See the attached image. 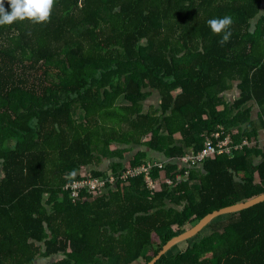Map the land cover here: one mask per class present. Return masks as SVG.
<instances>
[{
	"label": "trees",
	"instance_id": "1",
	"mask_svg": "<svg viewBox=\"0 0 264 264\" xmlns=\"http://www.w3.org/2000/svg\"><path fill=\"white\" fill-rule=\"evenodd\" d=\"M224 16L221 46L207 20ZM234 83L240 96L226 102ZM146 90L159 108L142 113ZM260 130L264 0H55L48 22L0 26V264H147L205 214L264 192ZM220 131L249 144L181 164ZM89 133L100 151L161 150L157 174L188 176L152 193L137 176L73 202L64 186L82 167L144 162V151L126 164L113 149L99 169ZM155 264H264V202L213 218Z\"/></svg>",
	"mask_w": 264,
	"mask_h": 264
},
{
	"label": "built area",
	"instance_id": "2",
	"mask_svg": "<svg viewBox=\"0 0 264 264\" xmlns=\"http://www.w3.org/2000/svg\"><path fill=\"white\" fill-rule=\"evenodd\" d=\"M222 135V131L211 133L205 136L203 147L196 151L185 152L180 158L184 166L201 165L207 158H213L219 154H232L233 150L240 149L243 145H248L249 141L243 140L241 143L232 144L228 134ZM157 169H164V162L156 159L146 160L145 162L123 167L117 172H107L106 175H92L90 171H84L77 179L69 181L64 189L70 193L73 202L85 198L88 193H95L102 190L107 185H114L118 181H126L129 178L141 176L145 187L151 193L159 189L162 182L171 185L174 181L185 179L188 171L183 173L174 171L171 176L157 174Z\"/></svg>",
	"mask_w": 264,
	"mask_h": 264
},
{
	"label": "crops",
	"instance_id": "3",
	"mask_svg": "<svg viewBox=\"0 0 264 264\" xmlns=\"http://www.w3.org/2000/svg\"><path fill=\"white\" fill-rule=\"evenodd\" d=\"M149 91L146 90V92L148 94L144 98V100L141 101L140 106H141V112L142 113H149V112H152V111L157 110L159 108L160 97H159L158 93L155 91H150V92ZM221 96L225 99L226 102L232 103L234 99H236L240 96V90L238 89V84L234 83L233 89L229 92H225L224 94L222 93ZM221 109H222V107H221ZM72 112H73V115H72L73 119L78 121L79 125H82L81 124L82 121L80 120V117L82 116L81 115L82 111L80 109H74ZM252 118L254 120H257V118H258V108L257 107L253 108ZM108 122L109 121H107V123ZM82 127L86 128L85 125H82ZM123 127H125V125ZM87 130H92V127L89 126ZM95 133H96V131H94V134ZM88 135L91 139H94L95 141H97V139L94 138L93 134L89 133ZM174 137H175V139H178V138H180V134L175 133ZM148 138H149V136H147V137L144 136L142 138V140L147 141ZM257 140L259 142H261L262 145L264 144V132L263 131H261V130L259 131ZM96 145L99 149L98 150L96 148L97 158L100 159L99 163H96V164H98L97 167L101 170H107L108 166L110 164L109 163L110 162L109 160L111 159L110 157H112L110 155L112 150L107 149L106 151H100L98 141H97ZM109 146H112L115 150L118 151L117 155L121 156V159L119 158V160L124 161V163H126V164L133 157V155H135L138 151H144L145 152V156L143 158L144 162L146 160H151V159H156L159 161H163V160L165 161V157H166L163 151H161V150L159 151L157 149H151V148L147 147L146 145L133 146L131 143L119 144L115 141H111L108 144V147ZM93 166H94V164H93ZM93 166L88 165V166L82 167L81 171L78 174H82L84 171H90L89 168L91 169ZM82 170H83V172H82Z\"/></svg>",
	"mask_w": 264,
	"mask_h": 264
},
{
	"label": "clouds",
	"instance_id": "4",
	"mask_svg": "<svg viewBox=\"0 0 264 264\" xmlns=\"http://www.w3.org/2000/svg\"><path fill=\"white\" fill-rule=\"evenodd\" d=\"M11 11H7L4 0H0V26L11 25L16 21L30 20L33 23L48 22L55 0H8ZM208 26L215 34H222L219 44L223 46L232 35L230 27L233 20L230 16L207 20Z\"/></svg>",
	"mask_w": 264,
	"mask_h": 264
},
{
	"label": "water",
	"instance_id": "5",
	"mask_svg": "<svg viewBox=\"0 0 264 264\" xmlns=\"http://www.w3.org/2000/svg\"><path fill=\"white\" fill-rule=\"evenodd\" d=\"M264 202V192L260 193L256 196L248 198L244 201H239L233 204H229L226 206H222L218 209H214L211 212L205 214L201 217L195 224L188 228V230L172 237L168 240L161 248V250L157 253L155 257H153L147 264H155L166 252L170 249L175 247L176 245L191 239L192 237L196 236L199 232H201L205 227L206 224L212 220L213 218L223 215V214H233L240 212L242 210L248 209L256 204Z\"/></svg>",
	"mask_w": 264,
	"mask_h": 264
},
{
	"label": "rangeland",
	"instance_id": "6",
	"mask_svg": "<svg viewBox=\"0 0 264 264\" xmlns=\"http://www.w3.org/2000/svg\"><path fill=\"white\" fill-rule=\"evenodd\" d=\"M101 146V145H100ZM105 149H106V147H105ZM109 149L110 150H113L114 148L112 147V146H109ZM82 172H83V170H82ZM182 246V245H181ZM45 262H47V259H43V260H39L38 262H37V264H44Z\"/></svg>",
	"mask_w": 264,
	"mask_h": 264
}]
</instances>
